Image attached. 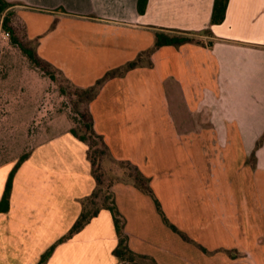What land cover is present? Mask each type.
Here are the masks:
<instances>
[{"label": "crops", "instance_id": "crops-1", "mask_svg": "<svg viewBox=\"0 0 264 264\" xmlns=\"http://www.w3.org/2000/svg\"><path fill=\"white\" fill-rule=\"evenodd\" d=\"M8 1L38 56L81 88L153 47L157 28H211L213 46H161L87 106L112 156L151 178L168 218L209 250L199 249L204 258L264 264V0H229L220 24H211L215 0H149L144 13L138 0ZM73 126L54 127L17 170L10 209L0 211V264L38 262L96 187ZM13 167L0 166V200ZM112 190L134 251L168 264L176 245L191 244L151 195L123 181ZM117 243L104 208L47 264H116Z\"/></svg>", "mask_w": 264, "mask_h": 264}, {"label": "trees", "instance_id": "trees-1", "mask_svg": "<svg viewBox=\"0 0 264 264\" xmlns=\"http://www.w3.org/2000/svg\"><path fill=\"white\" fill-rule=\"evenodd\" d=\"M148 1L149 0H138L139 13H144L146 11ZM228 3L229 0L214 1L211 24H220L225 20ZM11 7L12 4L8 0H0V17L5 12H8V15L4 17V28L13 32V26L10 23L13 22L11 17H15V12L10 9ZM200 36L209 37L211 39H200ZM13 41L14 43L21 46L22 50L28 55L34 65L38 67H43L46 65L47 67L53 68L58 75L65 77L66 81L74 88V92H69L67 88L61 87L62 93L70 96L76 95L78 97L76 101L77 104H85V107H83L84 109L76 111V115L73 117L75 126L71 128V132L80 140L88 144V157L92 163V172L96 180V187L92 193L82 199V211L75 223L67 231V233L57 239L41 255L38 262L33 264H47L48 260L59 244L72 238L104 208L110 210L112 213L115 230L118 237V243L113 250V254L118 259V263L136 264L139 260H149L153 264H159L153 256L138 253L134 251L129 244V235L125 230L126 217L120 211L116 202L115 193L112 190L113 185L118 181L133 183L139 189L151 195L156 202L157 209L162 216L164 223L168 225L174 232L178 233L185 241L196 244L204 252L208 253L209 250L206 247L196 242L168 218L160 200L156 197V194L151 186V178L146 176L142 170L131 161L118 160L112 156L110 148L107 145L103 135L98 133L94 127L93 116L87 105L98 95L100 88L105 81L116 76H123L129 70L141 66L143 64L144 56L150 58L152 52L161 46H180L184 43H197L205 46H213L216 41V36L214 35L211 28H206L200 31L157 28L156 41L153 47L140 53L136 59L129 61L120 67L109 70L102 78L97 80L94 85L86 88H81L74 85L61 70L57 69L51 63L38 56L36 50L26 46L23 42L19 41L16 36L13 37ZM148 64L152 65V62L149 60ZM48 74L53 80L57 79V74L52 72H49ZM27 157L28 154L22 155L9 173L6 187L2 199L0 200V211L2 212H7L10 209L14 177L17 170ZM106 157L120 166L124 172V177H109L108 172L102 165L104 158Z\"/></svg>", "mask_w": 264, "mask_h": 264}, {"label": "rangeland", "instance_id": "rangeland-1", "mask_svg": "<svg viewBox=\"0 0 264 264\" xmlns=\"http://www.w3.org/2000/svg\"><path fill=\"white\" fill-rule=\"evenodd\" d=\"M6 15L8 12L0 17V166L15 165L22 155L29 154L38 142L52 134L54 127L63 130L74 123L76 111L85 107L83 103L77 104L76 95L62 93L61 87L74 92L65 77L46 65H34L21 46L14 43L13 37L16 36L26 46L36 48V40L27 39L24 25L17 19L11 17L13 32L4 28ZM143 60L147 61V57ZM49 72L57 74V79L53 80ZM253 157L250 160L253 161ZM103 164L108 168L106 171L110 178L125 176L120 166L108 157L104 158ZM192 244L176 245L177 256L168 264H226L219 257L204 258L202 249ZM222 250L231 257L240 255L236 249ZM136 264L153 263L139 260Z\"/></svg>", "mask_w": 264, "mask_h": 264}]
</instances>
